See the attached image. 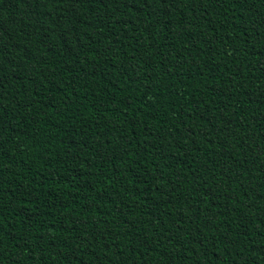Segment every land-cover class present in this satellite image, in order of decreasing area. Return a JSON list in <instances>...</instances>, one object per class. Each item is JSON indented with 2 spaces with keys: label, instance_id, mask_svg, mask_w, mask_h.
I'll use <instances>...</instances> for the list:
<instances>
[{
  "label": "trees",
  "instance_id": "1",
  "mask_svg": "<svg viewBox=\"0 0 264 264\" xmlns=\"http://www.w3.org/2000/svg\"><path fill=\"white\" fill-rule=\"evenodd\" d=\"M0 264H264V0H0Z\"/></svg>",
  "mask_w": 264,
  "mask_h": 264
}]
</instances>
